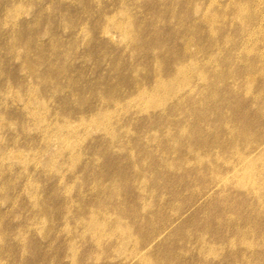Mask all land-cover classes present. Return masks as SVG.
<instances>
[{"label": "rangeland", "instance_id": "374dc122", "mask_svg": "<svg viewBox=\"0 0 264 264\" xmlns=\"http://www.w3.org/2000/svg\"><path fill=\"white\" fill-rule=\"evenodd\" d=\"M28 1L0 264H264V0Z\"/></svg>", "mask_w": 264, "mask_h": 264}, {"label": "bare ground", "instance_id": "6f19581e", "mask_svg": "<svg viewBox=\"0 0 264 264\" xmlns=\"http://www.w3.org/2000/svg\"><path fill=\"white\" fill-rule=\"evenodd\" d=\"M24 0H17L16 2H13V0H5L4 4H0V14L2 13V22L7 25V30L0 29V34L5 35L6 31H8V39L5 40L6 46L9 48V50H13L14 47L20 46L23 48L22 40H24L27 37V33L25 30L29 29L30 27L25 24L20 26L18 24L19 18H21L22 11V3ZM27 3L33 5L34 7H39L40 1H36L35 3L33 1L26 0ZM135 4V3H134ZM30 9V8H29ZM25 10V9H24ZM28 10V9H27ZM137 10V9H136ZM127 13V12H126ZM24 14V13H23ZM23 17V16H22ZM43 17H40V21ZM129 19V18H128ZM127 22V20H126ZM37 27L41 26L39 22H37ZM25 50V47L23 48V51ZM27 56L23 57V60H27ZM126 230V229H125Z\"/></svg>", "mask_w": 264, "mask_h": 264}]
</instances>
